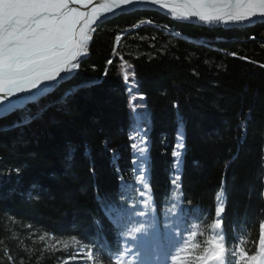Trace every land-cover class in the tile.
<instances>
[{
    "label": "trees",
    "instance_id": "16d2710c",
    "mask_svg": "<svg viewBox=\"0 0 264 264\" xmlns=\"http://www.w3.org/2000/svg\"><path fill=\"white\" fill-rule=\"evenodd\" d=\"M77 85L85 86L31 124L0 132V264H63L72 240L113 264L109 251L124 244L113 221L128 207L162 234L187 236L181 223L194 226V263L214 235L228 254H255L264 224V24L227 30L156 12L119 16L97 28L71 80L0 125Z\"/></svg>",
    "mask_w": 264,
    "mask_h": 264
},
{
    "label": "snow or ice",
    "instance_id": "6c2138e0",
    "mask_svg": "<svg viewBox=\"0 0 264 264\" xmlns=\"http://www.w3.org/2000/svg\"><path fill=\"white\" fill-rule=\"evenodd\" d=\"M92 4L93 0H0V118L7 119L10 113L23 110L30 103L38 104L41 97L49 95L50 90L59 87L66 77L70 79L79 67L80 58L88 53L97 21L108 14L114 16L116 11L123 14L158 6L180 18L198 17L201 21L223 22L225 25L250 22L257 16L264 18V0H104L100 5L105 9L103 13L95 7L91 13L77 7L87 9ZM124 79H128L127 74ZM97 83L92 80L87 86ZM84 86L67 90L58 100L40 107L35 114L29 109L28 115L11 125H0V132L31 124L48 108L65 103ZM13 96L17 99H8ZM182 141L183 135L178 131L177 148L180 150L172 153L177 167L183 154ZM178 179L179 174L173 183ZM140 195L143 197L145 193ZM144 206L147 207L146 200ZM110 209L117 211L115 205ZM222 212L223 206L215 208L217 222L212 225L213 229L221 226ZM146 217L147 213L135 207L118 210L113 222L120 228L124 244L108 253L110 258L115 257L114 264H189L190 250L200 247L193 243L194 226L185 229L187 236L176 233L175 228L162 234L155 221ZM206 244L202 254L194 257L199 264H232L236 257L238 264H264V224L260 225V247L253 255L242 248L234 249L236 257L230 259L223 236L214 235Z\"/></svg>",
    "mask_w": 264,
    "mask_h": 264
},
{
    "label": "water",
    "instance_id": "95a60500",
    "mask_svg": "<svg viewBox=\"0 0 264 264\" xmlns=\"http://www.w3.org/2000/svg\"><path fill=\"white\" fill-rule=\"evenodd\" d=\"M103 3H104V0H93V4L91 6H88L87 9H85L84 6H77V7H79L81 11L87 10L89 13H91L92 8L95 7L99 12L103 13L105 11V9L100 7V5L103 4ZM137 12H156V13L162 14L163 16L167 17L168 19H171V20H173L175 22H178V23H184V24H189V25H193V26L208 27V28L227 29V30H230V29H246V28H251V27L257 26L259 24H264V18L259 17V16L253 17L250 22L249 21H245V22H242V23H234V24H231V25H225V23H223V22H211V23H209V22H206V21H201L198 17H188V18L184 19V18H180L179 15H175V16H177L181 20H175L169 15L171 13L167 12L166 10L161 9L158 6H148V7H145V8H141L140 10H129V11H126L125 13H123V14H121V12H119V11H116L114 16L112 14H108L106 18H101V20H98L96 26L94 27L93 32L91 33L92 39L89 42V47H90V44H91V42L93 40V36H94L95 31L97 30V28L100 25H102V24H104V23H106V22H108L110 20H113V19H115V18H117L119 16L129 15V14H133V13H137ZM89 47H88L87 55L80 58L79 66H80L81 62L86 60L87 57L89 56ZM78 70H79V67L74 70V73H73L72 77L70 79L66 77L65 81L62 82L59 85V87L62 84H64V83L68 82L69 80H71L75 76V74L78 72ZM61 75H64V74L62 73ZM57 79H59V78H57ZM59 87L55 88L54 90H50L49 95L52 94L53 92H55ZM20 95H23V94H20ZM43 98H45V97H41L40 100H42ZM8 99L9 100H16L17 97L13 96V97H9ZM7 102L8 101L6 100L5 103H7ZM30 104H32V103H30ZM18 111H16V112H18ZM12 114H14V113H10L8 116H10ZM1 119L2 118H0V120Z\"/></svg>",
    "mask_w": 264,
    "mask_h": 264
},
{
    "label": "rangeland",
    "instance_id": "374dc122",
    "mask_svg": "<svg viewBox=\"0 0 264 264\" xmlns=\"http://www.w3.org/2000/svg\"><path fill=\"white\" fill-rule=\"evenodd\" d=\"M166 29L170 30L167 27ZM133 86L134 85H132V87ZM143 116L144 115H142V117ZM139 128L140 127H136V130L138 131ZM66 246L68 247V252H66L67 257L63 264H100L94 253L85 245H81L77 243V241L72 240L66 243ZM232 257H236V253L234 250H230L229 258L231 259ZM189 264H194V260L189 259ZM232 264H238V257H236V259L232 261Z\"/></svg>",
    "mask_w": 264,
    "mask_h": 264
},
{
    "label": "bare ground",
    "instance_id": "6f19581e",
    "mask_svg": "<svg viewBox=\"0 0 264 264\" xmlns=\"http://www.w3.org/2000/svg\"><path fill=\"white\" fill-rule=\"evenodd\" d=\"M162 15V14H161ZM173 19L175 20H181L180 18H178L177 16L173 15V14H169Z\"/></svg>",
    "mask_w": 264,
    "mask_h": 264
}]
</instances>
